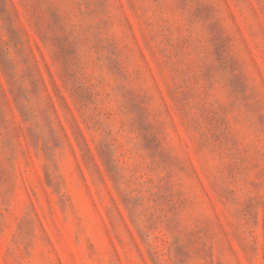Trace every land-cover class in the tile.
Returning <instances> with one entry per match:
<instances>
[{
  "label": "rangeland",
  "instance_id": "obj_1",
  "mask_svg": "<svg viewBox=\"0 0 264 264\" xmlns=\"http://www.w3.org/2000/svg\"><path fill=\"white\" fill-rule=\"evenodd\" d=\"M0 264H264V0H0Z\"/></svg>",
  "mask_w": 264,
  "mask_h": 264
}]
</instances>
